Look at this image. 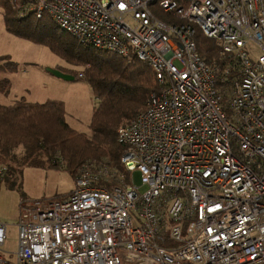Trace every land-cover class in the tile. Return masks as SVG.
Masks as SVG:
<instances>
[{"label":"built area","instance_id":"built-area-1","mask_svg":"<svg viewBox=\"0 0 264 264\" xmlns=\"http://www.w3.org/2000/svg\"><path fill=\"white\" fill-rule=\"evenodd\" d=\"M7 1L157 85L118 130L124 172L86 163L67 198L20 203L10 264H264V0Z\"/></svg>","mask_w":264,"mask_h":264},{"label":"trees","instance_id":"trees-1","mask_svg":"<svg viewBox=\"0 0 264 264\" xmlns=\"http://www.w3.org/2000/svg\"><path fill=\"white\" fill-rule=\"evenodd\" d=\"M6 30L14 36L45 45L70 65L84 67L79 72L65 70L76 80L87 82L98 100L91 134H79L65 119L60 101L31 103L24 99L12 105H0V166L7 168V176L20 165L41 166L46 155L52 167L66 169L75 180L86 163L100 162L118 167L123 147L117 139L118 130L142 112L157 89L153 73L136 59L100 52L77 42L60 30L49 18L34 16L19 18L7 0H0ZM200 54L208 62L219 61L215 43L197 37ZM17 72L18 65L7 62L2 68ZM11 81L0 79V93L8 95ZM22 148L18 156L16 149ZM5 178V179H6Z\"/></svg>","mask_w":264,"mask_h":264},{"label":"rangeland","instance_id":"rangeland-1","mask_svg":"<svg viewBox=\"0 0 264 264\" xmlns=\"http://www.w3.org/2000/svg\"><path fill=\"white\" fill-rule=\"evenodd\" d=\"M3 13L0 6V79L11 80V91L8 95L0 93V104L12 105L22 99L31 103L60 101L64 105L68 125L79 134L90 135L93 114L99 105L92 87L85 81L58 75L64 72L62 69L82 72L84 67L70 65L49 47L9 33L4 25ZM7 62L16 63L17 72L3 70ZM16 154L21 159L23 149H16ZM41 159L43 162L39 167L16 166L1 185L0 220L6 226V240L2 252L7 264L15 261L19 248V228L16 220L20 215V203L43 199L63 200L75 187L69 171L50 166L46 155ZM118 167L121 168V164ZM133 180L141 187V192L146 190L142 186L138 171L133 173Z\"/></svg>","mask_w":264,"mask_h":264},{"label":"crops","instance_id":"crops-1","mask_svg":"<svg viewBox=\"0 0 264 264\" xmlns=\"http://www.w3.org/2000/svg\"><path fill=\"white\" fill-rule=\"evenodd\" d=\"M5 25V24H4ZM80 73V72H79ZM4 79H8V78H4ZM10 80V79H9ZM74 80H76V79H74ZM11 81V80H10ZM76 81H83V80H76ZM5 95V94H4ZM17 98V97H16ZM49 101H51V100H49ZM52 101H57V100H52ZM47 102V101H46ZM0 105H2V104H0ZM9 105H11V104H9ZM0 189H1V187H0ZM0 197H1V192H0ZM16 220V219H15ZM19 220V219H18ZM18 220H16V222L18 221ZM0 223H2L3 225H5V223L4 222H2L1 220H0ZM18 224V223H17Z\"/></svg>","mask_w":264,"mask_h":264},{"label":"water","instance_id":"water-1","mask_svg":"<svg viewBox=\"0 0 264 264\" xmlns=\"http://www.w3.org/2000/svg\"><path fill=\"white\" fill-rule=\"evenodd\" d=\"M61 74H58V75H60V76H63L64 78H68V77H70V79L71 80H74V78L72 77V76H70V75H66V74H63L62 72H60Z\"/></svg>","mask_w":264,"mask_h":264},{"label":"snow or ice","instance_id":"snow-or-ice-1","mask_svg":"<svg viewBox=\"0 0 264 264\" xmlns=\"http://www.w3.org/2000/svg\"><path fill=\"white\" fill-rule=\"evenodd\" d=\"M121 7L123 8V7H124V5H121Z\"/></svg>","mask_w":264,"mask_h":264}]
</instances>
